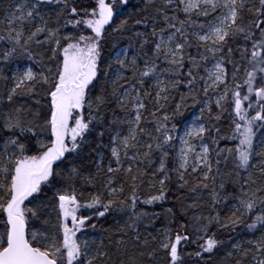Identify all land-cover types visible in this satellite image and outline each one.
<instances>
[{"label": "snow or ice", "instance_id": "1", "mask_svg": "<svg viewBox=\"0 0 264 264\" xmlns=\"http://www.w3.org/2000/svg\"><path fill=\"white\" fill-rule=\"evenodd\" d=\"M0 264H264V0H0Z\"/></svg>", "mask_w": 264, "mask_h": 264}, {"label": "trees", "instance_id": "2", "mask_svg": "<svg viewBox=\"0 0 264 264\" xmlns=\"http://www.w3.org/2000/svg\"><path fill=\"white\" fill-rule=\"evenodd\" d=\"M110 225H105V227H109ZM105 235H107V234H105Z\"/></svg>", "mask_w": 264, "mask_h": 264}]
</instances>
